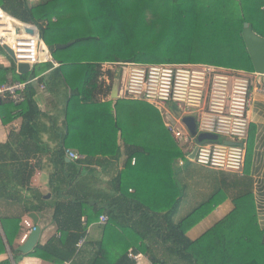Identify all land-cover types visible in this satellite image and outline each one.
<instances>
[{"label":"trees","instance_id":"trees-1","mask_svg":"<svg viewBox=\"0 0 264 264\" xmlns=\"http://www.w3.org/2000/svg\"><path fill=\"white\" fill-rule=\"evenodd\" d=\"M0 7L20 22L36 25L40 47L60 65L35 66L26 75L17 74L14 66L0 67V85L31 80L42 70H51L47 78L61 79L68 88V108L84 106L83 115L79 112L74 120L66 109L67 128L62 137L57 136V148L48 157L37 158L26 151L36 146L35 132L45 116L34 100L35 85H47V78L29 84L18 104L0 100L3 125L22 120L20 130L9 134L17 143L15 153L11 148V158L0 156V172L5 175L0 197L30 185L35 170L30 159L40 170L43 165L50 167L51 199L34 192L23 204V214H40L52 207L60 234L21 253L14 243L21 235V218L1 217L13 258L28 255L56 264H135L128 256L132 251L151 264H264V228L257 224L251 194L234 198L233 211L200 238H188L187 232L210 208L203 204L177 219L182 195L176 162L188 161L182 147L153 106L109 99L120 63L209 64L254 72L241 33L248 23L264 38V0H38L35 6L28 0H0ZM66 44L70 45L57 48ZM99 97L108 102L98 104ZM0 148L8 149L10 143ZM68 149L83 158L66 162ZM81 165L101 168L106 187L95 189L91 168L81 170ZM102 215L107 222L97 226L101 237L90 241L87 227Z\"/></svg>","mask_w":264,"mask_h":264},{"label":"crops","instance_id":"crops-1","mask_svg":"<svg viewBox=\"0 0 264 264\" xmlns=\"http://www.w3.org/2000/svg\"><path fill=\"white\" fill-rule=\"evenodd\" d=\"M43 65L44 64L38 65V69L42 68ZM13 66L15 67V71L17 73L16 65L14 64L12 58L2 47H0V67L8 69ZM58 67H53V69ZM50 72L51 70H42L39 75L33 79V82L35 83V81L39 80V78L46 79ZM11 77L12 75H8L7 78ZM1 80L2 77H0V81ZM44 82H46L47 85L45 83H36V93L34 96V100L39 111L45 115L39 124V131L35 132V145L38 147L39 144V148L37 150L36 146H32V148L26 151L27 154L36 155L37 158L40 156L48 157V155L52 154L57 148L59 142L57 136L60 135V137H62V134L65 133L67 128L66 109L70 113L69 119L72 120H74L75 117L79 115V112L84 109V106L77 104H74L72 108H68L67 99L69 91L62 83L61 79L47 78ZM106 84H109V81ZM121 86L122 85L120 84L117 98L111 97V88L109 99L112 102L122 99ZM251 89L252 100L247 112L249 122L248 135L244 141L245 161L241 173H232L206 168L199 166L190 160H188L190 162L182 161V164H180V160L176 162L177 188L180 190L182 195L177 219L183 218L187 214L197 210L200 205L206 204L207 208H210V210L204 214L201 219H199L198 223H196L187 232V237L191 240H197L219 221L229 215L234 209L233 199L247 193H250L252 196L253 209L257 224L260 229L264 228V78L261 75L252 79ZM107 102L108 101L103 97H99V101L97 103L103 104ZM82 115L83 112H81V116ZM80 121L83 122V119L81 118ZM21 124L22 120L16 119L8 125H3L0 119V146L3 147V145L10 143V148H0L1 157L9 156L11 158V151L14 150L15 153L14 148L17 143L14 142L13 139H10L9 134L11 131L17 133L20 130ZM92 124L94 125L93 122ZM117 145H119L118 139ZM18 151L20 152V155L23 153V150L22 152L21 150ZM18 151L17 154L19 153ZM66 151L76 154L79 157L78 159L83 158V156L81 154L79 155V153H77L74 149H68ZM66 151L65 160L68 159V162L76 161L69 159L66 155ZM95 155L100 156L96 153ZM29 162L32 168L35 169L30 180V185H27L24 188H20V186H18L16 189H19V192L14 191L10 193V197H0V218H21L19 225L21 235L14 241L15 244L19 245V247L25 243L30 234L31 228L33 227V222L28 217L29 214H23V204L33 198L34 192L41 193L45 197L48 195L49 197L45 198L46 200L51 199L48 187V177L51 172L50 167L43 165V169L40 170L38 169L39 167H37L39 164L36 163V160L30 159ZM9 165L10 164H8V166ZM79 168L81 170L85 169L86 171L91 168L93 173L90 177L93 179L95 189H103L106 187V180L103 178L101 168L97 166L88 167L85 165H81ZM7 169L12 170L13 167H8ZM23 174L24 173L22 172L20 180L24 178ZM4 178L5 175L3 176L0 172V180ZM14 184L15 183L13 181V185ZM29 192H31V194ZM53 211L54 209L50 207L40 214L34 213L38 218L37 226L40 230L37 244L45 245L50 238L55 235L59 237L60 235L57 233V226L52 220ZM99 219L98 222L91 223L87 227L86 233L90 241H98L101 237L100 231L97 227L102 224ZM82 221L84 220L82 219ZM216 234L219 233L217 232ZM81 244L82 243H80L79 247H82ZM91 249L89 251H92ZM129 252L132 253V251ZM136 256H138V258L134 261L135 264H151L146 256ZM6 260H11L12 264H56L28 255H23L17 257L16 259L13 258L9 247L6 244L0 222V263L5 262Z\"/></svg>","mask_w":264,"mask_h":264},{"label":"built area","instance_id":"built-area-1","mask_svg":"<svg viewBox=\"0 0 264 264\" xmlns=\"http://www.w3.org/2000/svg\"><path fill=\"white\" fill-rule=\"evenodd\" d=\"M264 10V8H263ZM31 26L34 35H16L10 20ZM36 25L22 23L0 7V47H7L14 56V64L26 63L32 69L49 63L59 64L40 47V33ZM126 68L121 98L141 101L156 108L167 120L164 127L185 156L196 147L195 164L210 169L241 173L245 161L244 141L248 135L247 112L252 100V79L255 72L224 68L209 64H141L120 63ZM34 80L7 83L0 86V100L18 104L24 99L26 87ZM108 83V79H106ZM171 106L174 110L168 108ZM192 117L196 135L191 136L182 119ZM198 134L217 136V141L196 143ZM228 142L227 144L225 142ZM71 160L79 157L66 151ZM182 164V161H180ZM100 223L107 222L101 216ZM33 230L31 228L30 232ZM136 261L138 256L129 253Z\"/></svg>","mask_w":264,"mask_h":264},{"label":"water","instance_id":"water-1","mask_svg":"<svg viewBox=\"0 0 264 264\" xmlns=\"http://www.w3.org/2000/svg\"><path fill=\"white\" fill-rule=\"evenodd\" d=\"M11 26L13 28V31L16 35H34L35 30L31 26L20 24L14 19L10 20ZM40 33V30H39ZM242 39L244 41L246 50L249 54L251 63L253 65L254 72L258 75H261L264 78V38L260 37L259 35L255 34L252 30L251 24L246 23L242 29ZM70 44L57 46L58 49H63L68 47ZM5 52L12 58L14 61V56L11 50L7 47H3ZM16 70L19 75H26L31 72V68L26 63H18L16 65ZM120 76H121V70L117 69L113 78V85H112V91H111V97L117 98V94L119 91V85H120ZM183 124L186 126L187 130L191 134V136L196 135V126L194 119L192 117H185L182 119ZM218 138L215 135L211 134H198L196 136V143L200 144L205 141H217ZM226 144L228 142H225ZM197 148L195 147L194 150L188 155V159L190 161L194 160V156L196 153ZM68 162L69 160L66 159ZM47 195L45 198H48ZM28 217L33 222V230L30 232L29 236L27 237L24 244H22L18 251L21 253H28L30 252L37 244L38 238H39V227L37 226L38 218L36 214L31 213L28 215Z\"/></svg>","mask_w":264,"mask_h":264},{"label":"rangeland","instance_id":"rangeland-1","mask_svg":"<svg viewBox=\"0 0 264 264\" xmlns=\"http://www.w3.org/2000/svg\"><path fill=\"white\" fill-rule=\"evenodd\" d=\"M28 2H29V4H30L31 6H35V5L37 4L38 0H28ZM52 21L54 22L55 19L53 18ZM10 27H11V25H10ZM105 66H106V65H105ZM117 69H120V70H121L120 84L123 85L124 82H125L126 68H125V67H119V66H116L115 72H116ZM114 75H115V74H114ZM121 87H122V86H121ZM168 108L171 109V110H174V108L171 107V106H168ZM162 120H163V121L167 120V117L165 116V114H162ZM195 232H196V231H195ZM195 232H194V233H195ZM192 234H193V233H192ZM193 235H194V234H193Z\"/></svg>","mask_w":264,"mask_h":264}]
</instances>
